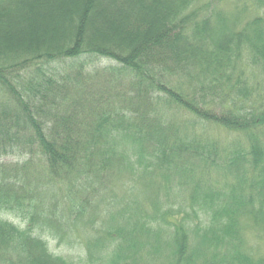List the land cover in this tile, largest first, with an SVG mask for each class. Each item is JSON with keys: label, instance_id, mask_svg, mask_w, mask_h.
<instances>
[{"label": "trees", "instance_id": "obj_1", "mask_svg": "<svg viewBox=\"0 0 264 264\" xmlns=\"http://www.w3.org/2000/svg\"><path fill=\"white\" fill-rule=\"evenodd\" d=\"M226 1L0 0V264H264V0Z\"/></svg>", "mask_w": 264, "mask_h": 264}, {"label": "rangeland", "instance_id": "obj_2", "mask_svg": "<svg viewBox=\"0 0 264 264\" xmlns=\"http://www.w3.org/2000/svg\"><path fill=\"white\" fill-rule=\"evenodd\" d=\"M232 4L239 5V2L236 1V0H227L226 2L222 3V5H219V6L223 10L231 12V11L234 10V7L232 6ZM0 219L13 222L14 224L18 223V221L14 217L7 216V215H4V216L0 215ZM19 226L21 228L24 227V225H21V224ZM245 233H246V237L253 242L254 240H252V238H254V236H256L255 232H253L251 230H248L246 228L245 229ZM48 247L50 248V251L53 252L56 255H60V256H67L68 255V251L67 250H64V249L60 248L61 247L60 245L59 246H55L54 242H48ZM69 254L72 255L76 260H79V259L83 260V257H84V253H76L75 251L69 252Z\"/></svg>", "mask_w": 264, "mask_h": 264}]
</instances>
